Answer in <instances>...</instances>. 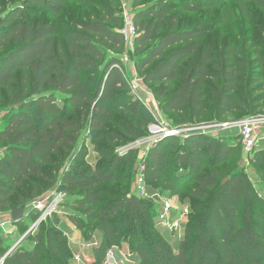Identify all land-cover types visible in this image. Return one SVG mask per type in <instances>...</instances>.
Masks as SVG:
<instances>
[{"label":"trees","instance_id":"obj_1","mask_svg":"<svg viewBox=\"0 0 264 264\" xmlns=\"http://www.w3.org/2000/svg\"><path fill=\"white\" fill-rule=\"evenodd\" d=\"M68 1L14 0L0 18V51L8 50L0 58V103L7 105L0 114L4 121L0 124V212L11 204L18 187L53 163L54 155L71 151L81 138L86 112L90 125L117 112L134 115L142 127L155 123L150 110L129 92L120 59L108 57L109 51L124 50L123 19L108 14L77 22L75 29L62 33L52 20L39 18L43 13L61 14ZM206 1L160 0L139 11L135 16L141 32L136 40L138 53L167 30L139 56L136 69L145 82L164 85L155 96L164 101L165 113L191 115V120L202 117L210 109L208 103L215 102L214 120L220 123L235 114L255 113L264 99V95L257 97L264 91V52H256L262 70L255 72L249 68L245 49L227 46L220 53L213 44L201 43L211 28H177L175 9L195 13L215 5ZM175 82H182L181 86L168 97ZM77 111L82 112L80 118H71ZM133 135L144 137L139 131ZM227 139L194 133L181 139L172 153L169 148L175 138L157 144L148 154L143 174L148 187L171 199L194 183L181 196L191 214L176 248L157 226L160 206L155 200L125 193L102 202L98 191L77 199L75 206L89 208L91 216L72 215L73 223L86 241L96 232L102 238H98L97 264H102L109 249L124 243L135 264H264V197L240 168L227 183L220 182L223 172L217 167L233 152ZM132 160L133 155L115 157L75 184L92 187L117 181L121 163L127 169ZM253 164L264 184V150L255 152ZM37 220L30 210L15 223L19 227ZM60 223L57 215L40 223L2 264H71L73 252ZM14 246L0 230V261Z\"/></svg>","mask_w":264,"mask_h":264},{"label":"rangeland","instance_id":"obj_2","mask_svg":"<svg viewBox=\"0 0 264 264\" xmlns=\"http://www.w3.org/2000/svg\"><path fill=\"white\" fill-rule=\"evenodd\" d=\"M160 0H142L135 4L133 0H70L62 9L61 14L53 16L49 13H43L39 16L42 20H52L62 33L70 29H75L77 22H90L102 18L108 14L119 16L123 19L131 18L135 22L136 14L150 6L159 3ZM202 1V0H198ZM205 1V0H204ZM206 2L215 3L212 7L204 8L195 13H188L177 8L173 14L178 18V29H197L211 28V31L204 37L201 43L209 42L222 53L227 46L245 49L250 57V70L260 72L262 67L257 63L256 52H264V47L260 44L264 42V7L261 5L264 0H207ZM14 5V0H0V18L3 17ZM172 14V15H173ZM170 15V16H172ZM137 27V26H136ZM167 30L166 28L164 31ZM164 31L156 37V40L150 43L142 53H138L136 44L133 47L124 44L122 53L109 51L108 57L117 56L121 61V70L126 77L129 85V92L136 97V100L142 103L144 108L150 110L155 119L146 127H142L140 120L134 115L117 112L112 114L104 121H97L90 125V115L86 112L84 129L81 138L74 145L71 151L59 152L53 156V163L47 164L42 168V174L23 183L11 197V204L0 212V224L10 221L11 214L16 207L25 204L27 210H32L33 202L45 198H52L59 201V209L62 212L57 215L62 219L66 217L72 221L71 216L77 215L82 218L91 216L90 209H80L75 206L77 199L98 191L101 193L102 202H112L118 195L130 193L141 197L138 187V180L142 177L145 170V162L151 149L157 144L168 140L165 138V128L168 130L186 131L189 129L196 130L197 133L207 137L219 139L228 138V144L233 150L232 156L227 162L217 167L222 170L223 177L220 182L234 174L237 168L244 170L249 174L253 184L257 187L261 197H264V184L262 179L254 170L253 157L255 152L264 150V142L258 145V148L247 152L240 138L238 126L228 129L213 126L224 125L229 122H243L247 120H256L259 130L264 132V99L256 107L253 114H235L230 118H225L222 122L216 123L214 120L215 102H209V110L202 117H195L190 120L191 115L165 113L162 109L164 101L155 96V91L163 84H152L144 81L143 75L136 69L139 56L150 50ZM139 35L140 30L138 29ZM173 49L168 50L167 54ZM8 52L7 49L0 51V58ZM156 64V63H155ZM154 65V64H153ZM152 65V66H153ZM152 66L150 68H152ZM182 82H175L171 85L168 97L174 94L181 86ZM134 86H138L134 89ZM264 95V91L257 94V97ZM7 107L6 102L0 103V114ZM82 112L77 111L71 118L79 119ZM4 122L0 121V124ZM216 130V131H213ZM141 132L144 137L136 138L133 132ZM196 133V134H197ZM175 138L174 145L170 146V152L176 150V146L181 142V138ZM184 140V139H183ZM178 141V142H177ZM3 149V146L1 147ZM0 149V151L2 150ZM133 160L127 169L123 168L121 163L117 170L119 180L108 184H102L92 187H77L76 180L89 177L90 170L108 164L115 157L132 156ZM124 162V160L122 161ZM137 166V170H135ZM209 170V166L205 167ZM52 183V184H51ZM194 183L187 186L181 195L168 198V195L159 190L147 186L149 196L158 195V206L162 201L169 199L175 207L182 208L186 204L181 200V196H186L188 188ZM34 194V196L32 195ZM19 197H22L19 199ZM160 209V207H159ZM87 213V214H86ZM27 214V213H26ZM73 222V221H72ZM15 223V222H14ZM35 225L32 222H25L17 228L13 235L7 234L9 243L16 245ZM26 229H28L26 231ZM25 231V234H23ZM162 234L175 247L182 238L179 235H170L165 230L160 229ZM97 240H101L99 233H95ZM99 238V239H98ZM99 240V241H100ZM130 251L129 245L124 243L121 248H111L102 264H135L136 258L131 261L125 259V254ZM98 259V257H97Z\"/></svg>","mask_w":264,"mask_h":264},{"label":"built area","instance_id":"obj_3","mask_svg":"<svg viewBox=\"0 0 264 264\" xmlns=\"http://www.w3.org/2000/svg\"><path fill=\"white\" fill-rule=\"evenodd\" d=\"M120 33L123 37L124 44L130 47H133L136 44L137 37L139 36L138 28L135 25V22L131 18H126L124 26L120 30ZM138 86H134L136 90ZM233 126H238L240 130V138L242 140L243 146L247 150V152H251L258 148V145L264 142V132L259 130L258 123L255 120H247L243 122H229L224 125H217L214 127H222V128H230ZM216 131V130H213ZM197 133V131L193 129H189L186 131L179 130H168L165 128V138L178 137L181 139H186L188 136ZM200 133V132H198ZM138 187L140 190V196L146 200H155L157 201L159 196H149L147 192V183L145 181L144 175L138 180ZM159 215L157 218V226L164 230H167L169 233L173 235L181 236L184 232L186 224L189 222L191 210L188 205H183L180 209L179 207H175L169 199L162 201L160 204ZM59 201L52 199L50 197L37 200L32 204V211H34L38 215V220L33 226V231L37 228V226L46 222L49 218L60 215L62 212L59 209ZM8 222H13L12 218ZM8 222H3L0 224V228H4L7 226ZM9 224V223H8ZM31 229V230H32ZM101 248V241L97 240L96 237L91 239L90 241H85L81 246V251L73 254V264H97L94 258H91V261H87L85 258V252L87 251H96V249ZM125 259L127 261H131L133 258V254L128 252L125 254Z\"/></svg>","mask_w":264,"mask_h":264},{"label":"crops","instance_id":"obj_4","mask_svg":"<svg viewBox=\"0 0 264 264\" xmlns=\"http://www.w3.org/2000/svg\"><path fill=\"white\" fill-rule=\"evenodd\" d=\"M29 211L26 210V213H27L26 216L29 214ZM6 222H8V221H6ZM8 223H7V226H5L3 228L4 231L9 235L15 234V232H17V228H18L17 224L14 223V221L8 222ZM60 229L68 237L69 244H70V247H71L73 254L81 251L80 250L81 246L86 240L84 239L82 232L76 227V225L70 219L63 217L61 219ZM177 247H178V245H177ZM85 258L87 261H91V258H94L95 261H97L96 251L85 252ZM71 264H73V261L71 262Z\"/></svg>","mask_w":264,"mask_h":264},{"label":"water","instance_id":"obj_5","mask_svg":"<svg viewBox=\"0 0 264 264\" xmlns=\"http://www.w3.org/2000/svg\"><path fill=\"white\" fill-rule=\"evenodd\" d=\"M2 21L3 19H0V26L2 25ZM18 106H14L13 108H17ZM135 170H137V166L135 168ZM229 179H226L224 181V183H227ZM26 210H27V206L23 205L21 208L14 210L11 214L12 220L14 222H19L21 220H23L26 217ZM33 232V229L30 230L11 250L10 252L0 261V264L3 263V261L27 238V236L29 234H31Z\"/></svg>","mask_w":264,"mask_h":264}]
</instances>
